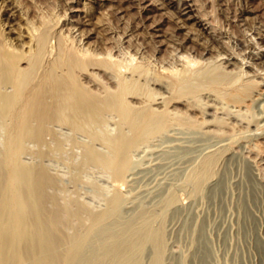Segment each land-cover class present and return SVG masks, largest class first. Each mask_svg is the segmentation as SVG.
I'll use <instances>...</instances> for the list:
<instances>
[{
    "label": "rangeland",
    "instance_id": "obj_1",
    "mask_svg": "<svg viewBox=\"0 0 264 264\" xmlns=\"http://www.w3.org/2000/svg\"><path fill=\"white\" fill-rule=\"evenodd\" d=\"M44 29L49 49L66 38L141 69L75 73L103 107L82 130L42 115L16 146L0 107V264H264V0H0V40L26 56L19 68ZM121 79L139 91L122 115L103 105ZM208 159L212 176L198 182Z\"/></svg>",
    "mask_w": 264,
    "mask_h": 264
},
{
    "label": "bare ground",
    "instance_id": "obj_2",
    "mask_svg": "<svg viewBox=\"0 0 264 264\" xmlns=\"http://www.w3.org/2000/svg\"><path fill=\"white\" fill-rule=\"evenodd\" d=\"M179 3V2H178ZM183 3V2H182ZM185 3V2H184ZM181 9L182 10H188L189 9V6L187 4L185 5H181ZM54 22V21H53ZM36 26V25H35ZM52 27V26H51ZM49 27V28H51ZM35 29V28H34ZM39 29V28H38ZM37 29V30H38ZM41 30V28H40ZM45 31L40 32L38 35L35 36V33H34V36H35V48L34 50L32 51V53L26 58V66L27 68L26 69H22V68H19L18 67V63L21 61L22 58L26 57L25 55L21 56H17L15 54V52L13 53V50H11V46L9 47L6 42L0 40V85L4 82H11L12 85H13V93L11 95H6V96H1L0 95V107L3 109V111L7 114V115H10V117L12 118V126L10 128V133L11 134V139H12V142L15 141L18 137L20 138V136L22 135H26V134H30L32 130H29L31 129L30 127V119H34V117H37L39 119L37 120H40L41 122V118H42V115H56V119L59 121H65V122H68L69 124H71L73 127H80L82 125H85L86 123L92 121L93 119H95V115H100V106L98 107L97 104L92 101V99H90L89 96H87L83 90L80 89V86L79 84L77 83L76 81V78H75V73L77 71H81V70H84V68L86 66H90V65H100L101 66H105V69L107 67H110V68H113L115 69L117 72L121 73L122 69H127V68H131L132 70H138L141 69L139 67H141V65L138 67V65L136 63H128L127 62V65L124 64L122 61L121 63L119 61H115L114 59H112L110 56H106L104 58H99L97 54L89 51L88 49H78V48H74V44H72L73 42L71 41H68L66 38H65V41H62L59 42V44L57 45V47L53 48V49H49L51 46L49 45L48 46V43L47 42L49 39V35L50 32L48 31V34L46 33L47 30L44 29ZM49 30V29H48ZM69 30V29H68ZM33 34V33H32ZM54 35V34H53ZM48 37V38H47ZM48 39V40H47ZM61 38H59V41H60ZM4 40V39H3ZM64 40V39H63ZM131 44V43H130ZM34 47V46H33ZM79 47V46H78ZM107 47V46H106ZM15 50V49H14ZM96 50V49H95ZM112 50V49H111ZM18 51V50H17ZM135 51V50H134ZM30 53V52H29ZM152 53V52H151ZM183 54V53H182ZM101 55V54H100ZM122 55V54H121ZM46 57H50L51 58V61H50V65L49 67L45 70V71H42V75H41V78H39V73H40V67H41V63L43 61V59ZM102 56V55H101ZM131 57V56H130ZM115 58V57H114ZM47 59V58H46ZM188 59V58H187ZM137 60V59H136ZM158 60V59H157ZM174 60V59H173ZM184 60V59H183ZM185 60H186V57H185ZM46 61V60H45ZM48 61V60H47ZM134 62V60L132 61ZM187 64H188V69L189 70H193V67L195 64H196V61H191V60H187L186 61ZM219 62V61H218ZM199 63V62H198ZM208 63V62H207ZM179 64V63H178ZM88 66V67H89ZM129 66V67H128ZM165 66V65H164ZM189 66L191 67V69L189 68ZM197 66V65H196ZM200 66V65H199ZM99 67V66H98ZM163 67V66H162ZM201 67V66H200ZM198 67V68H200ZM43 68V67H42ZM94 68V67H93ZM97 68V67H96ZM108 68V69H110ZM172 68V67H171ZM195 68V66H194ZM176 69V68H175ZM184 69V68H183ZM186 69V68H185ZM112 70V69H110ZM137 70V72H138ZM144 70V69H143ZM142 70V71H143ZM166 70V69H165ZM169 70V69H167ZM179 70V69H178ZM178 70H169V71H166L165 73L167 75H173V77H175L177 75V73H179ZM202 70V69H201ZM241 70V69H240ZM86 71V70H85ZM125 71V70H124ZM127 71H130V70H127ZM182 71H185V70H182ZM135 72V73H137ZM164 72V71H163ZM190 72V75H195L193 74L191 71ZM196 72V71H195ZM201 71H199L198 73H200ZM203 72V71H202ZM201 72V74H202ZM133 73V71H132ZM130 73V74H132ZM197 73V74H198ZM123 74V73H122ZM181 74V73H180ZM204 74V73H203ZM126 75V74H125ZM134 75V74H133ZM135 75H139V74H135ZM141 75V74H140ZM189 75V76H190ZM77 76V74H76ZM130 76V75H129ZM179 76V75H177ZM183 75H181V78H182ZM200 76V75H199ZM202 76V75H201ZM138 77V76H137ZM192 77V76H191ZM191 77L189 78L190 82L192 83H195L193 82L194 78H192L191 80ZM196 77V75H195ZM219 77V76H218ZM127 78V76H126ZM125 78V79H126ZM130 78V77H129ZM178 78V77H177ZM180 78V79H181ZM199 78L198 76L196 77V79ZM128 79V78H127ZM147 79V78H146ZM179 78L177 80H180ZM184 79V77L182 78ZM220 79V77H219ZM218 79V81H219ZM224 79V78H223ZM223 79H220L222 80L221 82H218V83H215L214 81L211 82V86L213 85V82H214V85L217 87V86H220V85H217L219 83L222 84L223 83H227L225 82V80ZM259 79V78H258ZM129 80V79H128ZM127 80V81H128ZM132 80V78H131ZM140 80V79H139ZM138 80V81H139ZM200 80V79H199ZM235 80V79H234ZM126 80H123L121 79L120 81V91L119 93L114 97L113 101L110 102L108 99V101H105V103L103 105L105 106H108V108H110L111 106L110 105H115L112 106L113 108H116V107H119V113L121 111V113H124L126 114V112H129V108L125 107L127 106L125 103L123 104V101H124V95L128 96V93L132 94L133 92L131 91H137V86L132 83V82H127ZM181 81V80H180ZM179 81V82H180ZM185 81V80H184ZM217 81V80H215ZM228 81V80H227ZM144 82V81H143ZM154 82V80H153ZM196 82L198 83V81L196 80ZM251 82V81H250ZM142 83V81L140 82ZM197 83L195 85H197ZM201 83V82H199ZM191 84V83H190ZM189 84V85H190ZM205 84V83H204ZM7 85V84H6ZM194 85V86H195ZM225 85V84H224ZM174 86V85H173ZM191 86V85H190ZM223 86V84H222ZM139 87V86H138ZM192 87V86H191ZM224 87V86H223ZM238 87V86H237ZM214 88V87H213ZM222 88V87H221ZM185 89V88H184ZM201 89V88H200ZM214 89H217V88H214ZM196 90V89H195ZM219 90V89H218ZM139 92V91H137ZM149 92V91H148ZM147 92V93H148ZM87 93V92H86ZM151 93V92H149ZM176 93V92H175ZM7 94V93H6ZM134 94V93H133ZM136 94V93H135ZM143 94V93H142ZM154 94V93H153ZM239 95V94H238ZM125 96V97H126ZM151 96V94H150ZM181 96V95H180ZM149 99V97H148ZM147 99V100H148ZM126 100V99H125ZM128 100V99H127ZM197 100V99H196ZM228 101V100H227ZM97 102V101H96ZM99 103V102H97ZM140 103V102H139ZM147 103V102H146ZM101 106L102 103H100ZM98 104V105H100ZM136 104V103H135ZM104 106V107H105ZM107 108V107H106ZM129 109L127 111V109ZM189 108V107H188ZM194 108V107H193ZM143 109H141L142 111ZM151 111V110H150ZM120 113V114H121ZM131 113V112H130ZM137 113H139V111H137ZM136 113V115H138ZM116 114V113H115ZM123 114V115H124ZM122 115V114H121ZM132 115V114H131ZM143 115H150L149 111L148 110H145L143 112ZM152 115V114H151ZM134 116V115H133ZM154 116V115H153ZM95 117V118H94ZM149 117V116H148ZM137 118V117H136ZM44 120V117L42 118ZM54 120V119H53ZM154 120V119H153ZM35 121V120H34ZM96 121V120H95ZM64 124V123H63ZM29 125V126H28ZM148 125V124H147ZM41 126V125H40ZM91 126V125H89ZM88 126V127H89ZM38 127V126H37ZM36 127V128H37ZM42 127V126H41ZM82 127H85V126H82ZM80 127V129H85V128H82ZM92 127V126H91ZM40 129V127H39ZM78 129V128H77ZM142 130V129H141ZM86 131V130H85ZM36 132V131H35ZM33 132L32 134L34 135ZM82 132V131H81ZM38 132H36L35 134H37ZM41 133V132H40ZM85 133V132H83ZM89 133V132H88ZM92 134H94V132L91 131ZM31 135V134H30ZM30 135H27L30 137ZM91 135V134H90ZM92 136V135H91ZM94 136V135H93ZM92 136V137H93ZM97 136V135H96ZM99 136V135H98ZM102 136V135H101ZM10 137V136H9ZM25 137V136H23ZM21 137V138H23ZM32 137V136H31ZM38 137V136H37ZM95 138V137H94ZM98 138V137H97ZM103 138V137H101ZM100 139V138H99ZM19 140V139H18ZM16 140V141H18ZM102 140V139H100ZM104 140V138H103ZM112 140V139H111ZM110 138L108 141H111ZM16 141L14 142V144L16 143ZM115 141V139H114ZM24 142V141H23ZM106 141H104L103 143L105 144ZM112 142V141H111ZM106 142V144L108 143V147H111V149L113 150V152L115 151V148H116V145L115 143L116 142ZM19 143V142H18ZM9 144V143H8ZM22 144V143H21ZM16 145V144H15ZM118 145V144H117ZM120 145V144H119ZM123 145V144H122ZM17 146V145H16ZM127 146V145H126ZM118 147V146H117ZM122 147V146H121ZM120 147V148H121ZM114 148V149H113ZM118 148V149H120ZM121 151V150H120ZM14 152V151H13ZM111 152V153H113ZM122 152V151H121ZM91 153V152H90ZM93 153V152H92ZM120 153V152H119ZM15 154V153H14ZM13 154V155H14ZM18 154V153H17ZM12 155V154H11ZM116 155V154H115ZM15 157V156H14ZM104 158V157H103ZM10 159V158H9ZM14 159V158H13ZM96 161L98 158H95ZM217 158L215 157L214 160H216ZM101 160V158H100ZM98 160V162L100 161ZM107 160V163L108 165L112 166V162L109 164L108 162V159ZM95 161V160H94ZM103 162L104 159L102 160ZM114 161V160H113ZM212 164H213V160L212 159H208L204 165H202L203 167L201 171H199L198 173V178H197V181L198 182H201L203 180L206 181V179H208L210 176H212V172H211V167H212ZM114 167V166H113ZM118 167V165H117ZM26 168V167H25ZM196 170V168H195ZM194 171V170H193ZM20 174V173H19ZM28 174V173H27ZM17 175V174H16ZM26 175V173H25ZM19 176V178H21L20 175H17V177ZM27 176V175H26ZM26 176H24V179H27L25 178ZM16 177V176H15ZM37 177V176H36ZM18 178V179H19ZM30 178V177H29ZM14 179V178H13ZM20 180V179H19ZM39 180V179H38ZM35 181L33 183H36L38 182V184L36 183L37 187L39 185V190H40V187H42L40 184H42L43 181L40 182L39 181ZM15 181V180H14ZM29 181V180H28ZM26 180V182H28ZM220 180H218L216 184H214L215 186L213 187L212 189V193L213 195H217L220 191H221V188H222V185L221 182H219ZM25 182V181H24ZM40 182V183H39ZM46 182V180H45ZM197 182V184H198ZM33 183H29L32 187H34L35 184ZM193 183V182H192ZM223 183V182H222ZM22 184V182H21ZM27 183H25L26 185ZM35 185V186H36ZM28 187V184L26 185ZM25 186V187H26ZM203 186H201L202 188ZM30 188V187H28ZM255 190V189H254ZM29 192V190H27ZM32 191V190H31ZM25 193V192H24ZM38 193V192H37ZM40 193V192H39ZM36 194L38 197H41L40 194ZM33 194V193H32ZM211 195V196H213ZM26 196V195H25ZM254 196V199H256L257 197V192H255V194L253 195ZM37 197V200H40L39 198ZM36 198V197H35ZM36 200V201H37ZM22 202H24L23 200H20ZM41 201V200H40ZM22 202L20 204H22ZM39 203V201H38ZM26 206V205H25ZM24 207V206H23ZM20 212V211H19ZM54 216V215H53ZM57 216V215H56ZM57 219V217H56ZM24 220V219H23ZM58 220V219H57ZM56 220V222H57ZM46 221V220H45ZM55 222V223H56ZM54 223V221H53ZM27 224V223H25ZM22 225V224H21ZM29 226V225H27ZM39 226V225H38ZM31 227V226H30ZM47 227V226H46ZM34 228V227H33ZM40 230V229H39ZM41 231V230H40ZM39 232V231H38ZM35 233V232H34ZM151 233V232H150ZM46 234V233H45ZM49 234V233H48ZM40 236V235H39ZM51 236V235H50ZM49 236V237H50ZM149 236V235H148ZM8 237V236H7ZM7 237L5 239H7ZM48 238V236H46ZM46 237H45V240H46ZM161 237V236H160ZM159 237V238H160ZM40 237H38V240ZM155 239V238H154ZM10 240L9 237L7 240H5V243ZM12 240H14L12 238ZM45 240H43L42 242H45ZM49 240V238L47 239ZM117 240V239H116ZM144 240V239H143ZM160 240V239H159ZM15 241V240H14ZM14 241H11V243H13L14 245ZM16 242V241H15ZM50 242V245H51V240H49ZM48 242V243H49ZM149 242V241H148ZM155 242V241H154ZM162 242V241H161ZM9 243V242H8ZM8 243H6L7 245L6 246H9ZM34 243V242H33ZM46 246L44 244H41V246H45L47 247L49 244H47V242L45 243ZM11 245V244H10ZM11 245V246H13ZM143 245V244H142ZM141 245V246H142ZM10 246V247H11ZM43 246V247H44ZM65 246V245H64ZM130 246V245H129ZM140 246V247H141ZM203 246V245H202ZM3 247V246H2ZM44 249H47L45 248ZM139 247V248H140ZM115 248V247H114ZM119 248V247H118ZM6 249V248H5ZM7 249H10V248H7ZM52 249V248H51ZM138 249V248H137ZM161 249V248H159ZM199 249V248H198ZM11 250V249H10ZM10 250H6L8 252H10ZM139 250V249H138ZM45 251H48V250H45ZM57 251V250H56ZM59 251V250H58ZM8 252H7V255H8ZM5 253V252H4ZM3 253V254H4ZM201 260L203 262H205L206 258L208 257L207 256V253L205 251H201ZM6 254V253H5ZM31 254V253H30ZM47 254V253H46ZM162 254V253H161ZM1 255V254H0ZM6 255V256H7ZM157 256H158V253H157ZM53 257L54 261H56L54 255L51 256ZM3 257H1L2 259ZM199 258V257H198ZM47 259H50L47 258ZM51 260V261H53ZM59 260V259H58ZM157 260V259H156ZM44 261V260H43ZM50 261V260H49ZM53 261V262H54ZM44 262H47L48 261H44ZM44 262H40V263H44ZM52 262V263H53ZM58 262V261H57ZM74 262V261H73ZM39 263V264H40ZM47 263H44V264H47ZM51 263V262H50ZM61 263V262H60ZM202 263V262H201ZM206 263V262H205ZM38 264V262H37ZM154 264H159L158 261H155Z\"/></svg>",
    "mask_w": 264,
    "mask_h": 264
}]
</instances>
